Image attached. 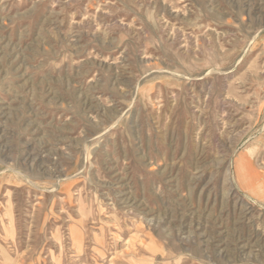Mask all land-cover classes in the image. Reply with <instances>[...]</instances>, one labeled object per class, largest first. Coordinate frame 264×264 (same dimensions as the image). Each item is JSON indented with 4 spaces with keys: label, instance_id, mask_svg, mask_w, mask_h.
<instances>
[{
    "label": "rangeland",
    "instance_id": "374dc122",
    "mask_svg": "<svg viewBox=\"0 0 264 264\" xmlns=\"http://www.w3.org/2000/svg\"><path fill=\"white\" fill-rule=\"evenodd\" d=\"M0 264H264V0H0Z\"/></svg>",
    "mask_w": 264,
    "mask_h": 264
}]
</instances>
